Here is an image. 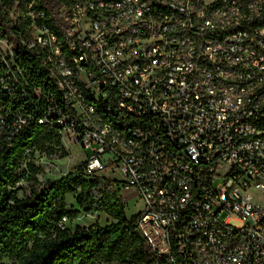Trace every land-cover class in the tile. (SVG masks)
<instances>
[{
    "label": "built area",
    "instance_id": "2783aa9c",
    "mask_svg": "<svg viewBox=\"0 0 264 264\" xmlns=\"http://www.w3.org/2000/svg\"><path fill=\"white\" fill-rule=\"evenodd\" d=\"M0 6V140L37 122L121 172L158 264H264V0Z\"/></svg>",
    "mask_w": 264,
    "mask_h": 264
},
{
    "label": "trees",
    "instance_id": "16d2710c",
    "mask_svg": "<svg viewBox=\"0 0 264 264\" xmlns=\"http://www.w3.org/2000/svg\"><path fill=\"white\" fill-rule=\"evenodd\" d=\"M76 1L43 0L51 14ZM22 59L32 85L50 90L37 61L31 56ZM55 154L68 155L63 141L54 128L37 122L23 127L9 142L0 140V264H158L137 229L138 214L127 215L118 180L86 174L84 160L56 179H39L38 160ZM25 163L28 169L21 173ZM69 195L75 197L73 203ZM82 212H105L112 220L71 228L69 223ZM64 216L68 223H63Z\"/></svg>",
    "mask_w": 264,
    "mask_h": 264
},
{
    "label": "rangeland",
    "instance_id": "374dc122",
    "mask_svg": "<svg viewBox=\"0 0 264 264\" xmlns=\"http://www.w3.org/2000/svg\"><path fill=\"white\" fill-rule=\"evenodd\" d=\"M68 147V148H67ZM67 152L68 155L65 157H60L59 154H55L53 157L49 159L41 160L38 162L41 164V173L39 174V179L42 182H46L49 178L56 179L63 174L72 171L78 166L84 158L89 155L91 151H86L79 145H74L71 143L67 144ZM101 175H106L112 179L123 180L124 177L121 172L109 168L105 173ZM28 188V183L24 184V191ZM23 191H20L18 194L22 195ZM260 193L258 191H254L253 197L258 199ZM122 200L126 203V212L129 217L138 213L143 206L142 200L139 197V193L135 189L131 190H122L121 193ZM68 200L70 203L75 201V197L73 195L68 196ZM111 217L105 212H93V213H84L82 212L76 220H73L72 223H69L71 228H75L76 225H89L95 222L100 223L101 225H106L111 221ZM232 223L235 225H241V222L233 219Z\"/></svg>",
    "mask_w": 264,
    "mask_h": 264
},
{
    "label": "water",
    "instance_id": "95a60500",
    "mask_svg": "<svg viewBox=\"0 0 264 264\" xmlns=\"http://www.w3.org/2000/svg\"><path fill=\"white\" fill-rule=\"evenodd\" d=\"M140 233V232H139ZM140 235H141V233H140ZM142 236V235H141ZM143 237V236H142Z\"/></svg>",
    "mask_w": 264,
    "mask_h": 264
},
{
    "label": "crops",
    "instance_id": "0c3cea01",
    "mask_svg": "<svg viewBox=\"0 0 264 264\" xmlns=\"http://www.w3.org/2000/svg\"><path fill=\"white\" fill-rule=\"evenodd\" d=\"M129 217V216H128Z\"/></svg>",
    "mask_w": 264,
    "mask_h": 264
}]
</instances>
